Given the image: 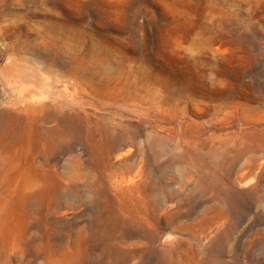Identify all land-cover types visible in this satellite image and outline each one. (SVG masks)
Instances as JSON below:
<instances>
[{"label": "rangeland", "instance_id": "obj_1", "mask_svg": "<svg viewBox=\"0 0 264 264\" xmlns=\"http://www.w3.org/2000/svg\"><path fill=\"white\" fill-rule=\"evenodd\" d=\"M0 264H264V0H0Z\"/></svg>", "mask_w": 264, "mask_h": 264}]
</instances>
